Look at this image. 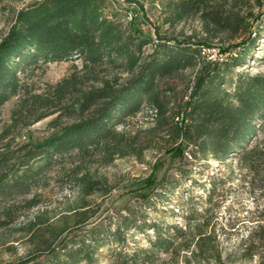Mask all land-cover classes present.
<instances>
[{
  "label": "trees",
  "instance_id": "obj_1",
  "mask_svg": "<svg viewBox=\"0 0 264 264\" xmlns=\"http://www.w3.org/2000/svg\"><path fill=\"white\" fill-rule=\"evenodd\" d=\"M161 1L166 29L155 27L154 37L106 15V0H39L13 14L0 38V109L14 97L17 101L0 144L54 118L48 124L52 133L42 142L0 147V230L40 205L36 191L48 185L54 169L63 179L78 176L85 163L108 165L116 156H139L147 147L118 128L149 108L156 118L149 133L169 138L166 150L178 142L190 149L184 165L197 157L217 163L238 159L255 207L245 217L252 225L239 241L237 258L222 256L217 248L212 182L204 203L198 207L191 201L181 215L184 225L149 221L145 210L165 198L149 201L150 194L142 198L143 211L128 210L113 229L108 223L44 237L40 223L29 221L26 232L39 245L16 264H99L102 257L107 264H179L180 258L184 264L253 259L264 264V75L232 74L261 46L264 0ZM6 3L0 0V16L8 10ZM190 22L195 26L186 33L183 26ZM224 35L245 37L233 46L238 52L231 60L208 59L206 50ZM258 59L264 60V53ZM68 61H78L80 67L38 92L31 83L37 73L47 64ZM187 72L191 75L184 97L170 112L167 96L174 89L169 81ZM78 180L83 196L97 190L99 182L87 174ZM86 208L73 210L75 228L92 216ZM130 232L145 234L146 246L129 242Z\"/></svg>",
  "mask_w": 264,
  "mask_h": 264
},
{
  "label": "rangeland",
  "instance_id": "obj_2",
  "mask_svg": "<svg viewBox=\"0 0 264 264\" xmlns=\"http://www.w3.org/2000/svg\"><path fill=\"white\" fill-rule=\"evenodd\" d=\"M36 1L39 0H7L8 10L0 16V38L6 33L13 14ZM106 1L109 4L105 11L106 15L114 14L117 19L131 25L143 36L154 37L155 27L160 31L166 29L162 24L163 2L161 0ZM194 26L195 24L191 22L187 23L183 26V31L187 33ZM227 37L224 35L220 40L212 42V48L206 50L208 59L231 60L234 57L238 49L233 46L245 36L233 39ZM260 45L251 58L233 68V77L241 73L264 75V60L258 59L264 53V38L260 40ZM228 50L229 52H226ZM74 66L80 67V63L68 61L47 64L31 80V83L38 92H41L47 84H55L67 76ZM190 75L191 73L187 72L184 76L169 81L174 89V94L167 96L170 112H175L179 108ZM16 101L17 97H14L0 109V133L8 125ZM53 118L54 116H51L16 132L0 144V147L10 143L11 148L15 149L20 145L42 142L52 133L48 124ZM155 120L154 112L145 108L137 116L128 119L124 126L118 128L119 132H124L129 137L137 136L141 145L147 147L139 156L129 155L121 158L116 156L108 165L99 162L85 163L78 176L69 174L63 179L57 174L61 171L54 169L50 174L52 178L48 180V185L36 191L40 205L25 212L9 228L0 230V264H16L30 253H34L39 244L37 239L30 240L32 236L26 232L29 221L40 223L38 229H40V235L44 237L62 233L64 229L68 230H65L62 236L69 232L85 231L100 224L106 227L108 223L113 229L121 217L127 215L128 210L143 211L142 198L147 194H150L149 201L153 202L157 201L156 198L159 199L165 195L163 202H156V208L145 210L149 221L184 225L181 215H184L191 201L194 205L201 201L204 203L212 182H215L216 186L211 204L213 205L211 225L217 235V248L222 256L231 253L232 258H237L239 241L252 225L251 222L244 221L245 217H249L250 211H253L255 207L247 188L243 186L244 171L238 159L231 156L225 162L217 163L210 158L203 160L197 157L192 164L184 165L182 162L188 157L190 149L178 142L172 150H166L172 143L170 139L160 132L149 133L150 129L155 127ZM175 122L180 124V117H176ZM83 173L87 174L88 178L99 182L96 185L97 190L90 196H83L81 191L78 179ZM169 190H173V193L168 195ZM84 205L92 216L85 225L75 228L73 210ZM131 233L128 234L132 236V238L128 237L129 242H134L139 247L146 246L145 234ZM146 233L151 235L150 230ZM107 263L106 257H102L99 261V264ZM167 264H173V261ZM179 264H184L182 258ZM236 264L258 263L256 259H253L237 261Z\"/></svg>",
  "mask_w": 264,
  "mask_h": 264
}]
</instances>
